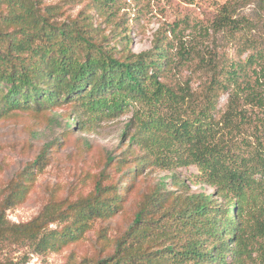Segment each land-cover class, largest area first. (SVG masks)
<instances>
[{
    "label": "trees",
    "instance_id": "16d2710c",
    "mask_svg": "<svg viewBox=\"0 0 264 264\" xmlns=\"http://www.w3.org/2000/svg\"><path fill=\"white\" fill-rule=\"evenodd\" d=\"M119 2L92 0L101 14ZM55 8L0 0V118L69 106L71 125L89 131L129 114L128 145L104 151L91 192L51 196L31 220L11 222L6 211L28 199L47 164L45 146L7 183L0 251L69 248L118 217L114 248L95 264H264V0H226L206 25H168L141 52L118 50L88 21L56 19ZM188 166L198 170L191 184L212 193L190 192L173 173L175 190L165 176L135 194L148 170Z\"/></svg>",
    "mask_w": 264,
    "mask_h": 264
},
{
    "label": "rangeland",
    "instance_id": "374dc122",
    "mask_svg": "<svg viewBox=\"0 0 264 264\" xmlns=\"http://www.w3.org/2000/svg\"><path fill=\"white\" fill-rule=\"evenodd\" d=\"M45 5L55 6L58 20L79 18L95 28V34L105 37L106 42L118 50L130 48L135 52L150 49L156 33L173 23L185 19L189 24L206 25L226 0H120L112 13H99L92 0H42ZM256 5L244 11L254 12ZM190 30V29H189ZM189 32V31H188ZM264 36V27L261 30ZM226 101V97L222 103ZM66 106L43 113L14 112L0 118V201L6 194L7 183L18 171L31 162L45 146L51 145L47 164L36 174V180L28 199L6 211L11 222H27L39 213L51 196L72 200L79 193L91 192L94 179L102 166L105 150L116 153L126 148L128 136L124 137L129 114L117 119L103 121L89 131L79 125H71L76 115ZM70 115V117H69ZM196 166L179 167L174 170L153 168L137 179L138 192L149 195L155 187L175 173L186 179L190 192H213L210 186H195L188 178L197 173ZM124 172L116 178L120 179ZM125 186V184H123ZM165 187L174 189L171 179ZM136 196L129 201V205ZM118 218V217H117ZM112 219L105 235L98 237L99 222L90 226L81 243L62 250L44 249L32 245L14 246L0 251V258L11 257L26 264H95L114 248L119 234L118 219ZM120 221L124 220L119 218ZM56 228L57 224L50 225Z\"/></svg>",
    "mask_w": 264,
    "mask_h": 264
}]
</instances>
